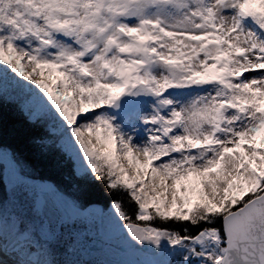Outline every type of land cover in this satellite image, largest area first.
I'll list each match as a JSON object with an SVG mask.
<instances>
[{"label":"snow or ice","instance_id":"1","mask_svg":"<svg viewBox=\"0 0 264 264\" xmlns=\"http://www.w3.org/2000/svg\"><path fill=\"white\" fill-rule=\"evenodd\" d=\"M0 264H264V0H0Z\"/></svg>","mask_w":264,"mask_h":264}]
</instances>
